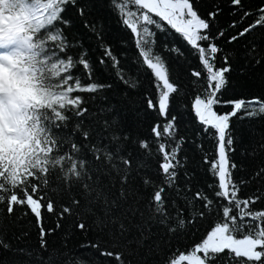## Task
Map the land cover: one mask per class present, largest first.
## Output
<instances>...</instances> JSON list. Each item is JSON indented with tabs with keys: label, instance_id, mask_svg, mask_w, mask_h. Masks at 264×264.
Instances as JSON below:
<instances>
[{
	"label": "snow or ice",
	"instance_id": "obj_1",
	"mask_svg": "<svg viewBox=\"0 0 264 264\" xmlns=\"http://www.w3.org/2000/svg\"><path fill=\"white\" fill-rule=\"evenodd\" d=\"M14 8H19L22 15L18 14L14 19L19 23L35 29L38 33L37 39L42 41L56 42L58 50L65 53L63 57L52 55L64 75L62 79L56 81L58 90L62 93L60 99L66 100L56 107L55 113H47L49 119L44 121L47 132L45 147L40 151L44 154L42 160H38L34 166L25 167L26 159L24 151L26 145L16 137L11 124H6L5 132L0 137V205H5L8 214H11L14 207L25 208V215L35 218L40 229L41 248L46 249L44 237L54 230L46 233L43 227V212L53 213L55 211L54 202L48 195L49 175L56 173L59 169L58 179H62L66 186L79 185L81 195L85 204L83 207L96 217V226L101 231L107 230L112 233L114 246L121 251H101L100 256L113 257L118 264H126L122 257L131 251V245L137 249L146 245L153 235L150 225L164 226L169 233L187 231L189 225H194L197 218L204 219L206 216L212 220L213 226L206 233V237L196 244L189 253L179 254L169 257L165 264H264V210L253 209L252 206L264 198L261 195L240 198V185L247 181L233 180V171L237 165L230 160L229 153L234 151L232 145L234 137L230 131V120L236 117L237 113L243 112L249 118L264 115V102L258 97L253 100L230 101L233 108L228 113L218 114L214 111V106L221 103L218 94L227 87L228 78L225 75L231 71V65L227 56L223 57L225 66L217 67L215 60L217 53L222 50L212 42L213 38L208 33L210 22L215 19L217 12H209L208 19L201 18L194 10L191 0H112L113 7L118 9V15L122 19V24L130 29V33L135 37L134 44L137 49V64L143 71L145 77H154V86L157 89L155 103L152 99L147 100V107L156 112L158 117H163L164 122L155 124L152 129V143L156 144L155 153L158 159V167L155 170L154 180L150 176L142 179V184L146 189L152 188L146 208L141 210L136 205L142 199L139 191L130 185V174L134 165L131 154L128 156L121 154V147L115 150L109 145L102 144L104 134L111 131L112 124L104 122L101 129L96 130L97 143H92L91 130H83L81 136L85 144L71 143V151L59 153L58 149L64 143L66 137L60 135L59 129L65 127L60 122L66 121L68 112L72 109V115L84 117L89 112L86 107H81L84 97L71 96L74 92L98 93L105 88H110V84L91 82L82 85L80 77L70 74V70L75 64L82 66L86 70L87 79L92 80V66L90 61L84 57L86 51L82 52L78 58L67 54L68 47L63 30L57 27L56 22L60 21L65 26H70V21L64 20L60 16L62 5L68 0H9ZM75 4L76 0H71ZM233 5H240L241 0H231ZM84 15V8L79 9ZM261 15L256 23L249 25L239 35L248 33L257 24H264V8L260 10ZM250 13L245 12L244 16ZM158 18V19H157ZM93 32L96 31L94 25H85ZM235 27V24L232 25ZM173 30L179 34L182 41H186L187 46L195 49L193 55L198 56L202 65L201 70H193L191 76L197 79L192 83L198 86V92L193 99L192 109L198 123L204 127L201 129L208 137L216 141L215 151L205 153L203 163L208 165V172L213 177L214 183L208 184L209 189L214 190V198L209 197L203 189L192 193L191 186L185 183L182 188L177 182L179 178L178 169L184 167V160L179 158L183 144V138H176V117L168 118L170 97L178 94V86L169 79V68L166 61L155 51V37L157 32L167 33ZM48 33H51L50 35ZM99 35V33H97ZM220 31L216 38L222 37ZM238 37L230 38L229 43ZM200 41H207V45H201ZM79 46V44L77 45ZM165 48L170 52L182 54L180 48ZM104 55L111 59L112 68L116 75L130 88H135L136 82L127 80L119 67V60L113 55L110 48L105 47ZM105 63L104 59L100 60ZM257 64L260 60L257 59ZM150 70V71H149ZM202 73L204 79L201 81ZM60 75V77L62 76ZM72 83H69V82ZM68 109V111H61ZM110 108L102 109L109 111ZM83 121L76 125L80 129ZM124 140L128 137L124 136ZM120 136L114 132L111 135L110 143L119 142ZM139 148L144 153L152 155L151 145L148 140L138 142ZM199 147H203L200 145ZM264 147V145H261ZM82 149H86L92 154L98 163L95 166L94 174L86 167L82 158ZM56 152V155L53 153ZM211 156V159H210ZM67 161V163H66ZM146 167V165H139ZM115 173V175H113ZM264 173V167L255 173L254 179ZM185 180L189 179V174L185 172ZM104 177L109 178V185H105ZM36 181V182H33ZM119 183L118 194L111 189ZM166 188L170 192H175L177 199L185 203V208L192 211L185 216V208L177 205V199L171 200V207L175 208V213L169 212V200L165 195ZM129 200L132 203H129ZM74 206H81V201L72 200ZM62 211L58 214L63 219L65 214H73L74 209L69 206H61ZM199 207L200 210H197ZM139 217L138 220L136 218ZM57 228L60 224L57 223ZM76 227L87 230V225L81 221ZM136 229V235L129 238L132 229ZM2 244V241H0ZM153 245L159 249V245L153 241L147 244L149 252L153 250ZM5 249L8 244H3ZM81 247H88L82 245ZM96 249L99 246L95 243L90 245ZM18 252L24 250L18 249ZM94 259V258H93ZM71 264V262H69ZM78 264H88L87 261H78Z\"/></svg>",
	"mask_w": 264,
	"mask_h": 264
},
{
	"label": "trees",
	"instance_id": "obj_2",
	"mask_svg": "<svg viewBox=\"0 0 264 264\" xmlns=\"http://www.w3.org/2000/svg\"><path fill=\"white\" fill-rule=\"evenodd\" d=\"M19 2V0H18ZM194 10L203 19H208L209 12H217V16L210 22V28L207 30L215 43L222 51L217 53L215 64L217 67L225 66L223 57L227 56L231 71L225 75L228 78V84L218 97L221 103L214 106V111L218 114L228 113L232 110L233 104L230 101L244 99L246 101L259 98L264 102V24H257L256 27L245 35L239 33L244 31L249 25L256 23L261 15L260 9L264 8V0H241L240 5H233L231 0H191ZM84 8V15L80 14L79 9ZM250 13L244 16V13ZM22 15L19 8H14L9 0H0V31L7 30L9 33L13 30H22L27 33L30 41L38 45L45 57L51 58L52 55L63 57L66 55L58 50L59 45L56 42L42 41L37 39V31L19 24L14 18ZM60 16L64 20L70 21V26H65L57 21V27L63 30L67 44L70 45L67 54L78 58L82 52L87 53L84 57L90 61L93 72L92 80L87 79L86 70L82 66L75 64L70 70V74L80 77L81 84L87 85L91 82L110 84V88H105L98 93L74 92L71 96L84 97V103L81 107L89 109L84 117L77 118L72 115L76 111L72 109L68 112V118L59 129L60 135L66 137L63 144L59 146V153L71 151V143L85 144L81 132L91 130L92 143H97L96 130L101 129L105 121L112 123V129L104 134L105 138L102 144L109 145L115 150L121 147V154L128 156L131 154L134 167L130 174V185L139 191L143 197L136 205L139 209L146 208L147 200L153 189L150 187L145 190L142 179L150 176L154 180L159 178L155 176V170L158 167V159L155 153L156 144L152 143V127L157 123H163L164 118L158 117L156 112L147 107V100L152 99L155 103L157 89L154 86V77H145L143 71L137 64V49L135 48V37L122 24V19L118 15V9H115L112 0H76L75 4L68 0L62 5ZM158 19V18H157ZM94 25L96 31L93 32L85 25ZM235 24V27L232 25ZM220 31L224 32L222 37L216 38ZM99 33V35H97ZM49 35L51 33H48ZM237 36L236 40L229 43L231 37ZM155 51L166 61L169 68V79L175 83L178 88V94L170 97L168 118L176 117V138H183V144L179 158L184 160V167L178 169V183L183 188L185 183L189 184L194 194L203 189L205 193L214 198V190L208 188V184L214 183L213 177L208 172V165L203 163L205 153L215 151L216 141L208 137L201 131L204 127L198 123L192 109L193 99L198 92V86L192 82L197 78L191 76L193 70H201L202 65L198 56L193 55L195 49L186 45L179 34L169 30L167 33L157 32L155 37ZM201 45H207V41H200ZM79 44V46H77ZM178 47L182 54L170 52L165 48ZM105 47L110 48L113 55L119 60V67L127 80L135 81L136 87L130 88L117 75L112 68V61L104 55ZM11 54L16 46L9 47ZM105 63L101 64L100 60ZM257 59L260 63L257 64ZM50 62H54L51 58ZM150 71V70H149ZM63 73L58 79H50L45 73L46 79L58 89L56 81L62 79ZM202 73L201 81L204 79ZM69 83H72L71 81ZM110 108L109 111L102 109ZM68 111L66 108L65 110ZM55 113L45 109L40 114V121L45 126L44 121L49 119L47 113ZM83 121L80 129L76 125ZM230 131L234 137L232 145L234 151L229 153L230 160L237 165L233 171V180L239 182L247 181L240 185V198L261 195L264 193V173L260 177L253 178L255 173L261 167H264V115L249 118L246 115L237 113L236 117L230 120ZM115 133L121 137L119 142H112L111 135ZM128 139L124 140L123 137ZM148 140L152 155H148L143 149L139 148L138 142ZM202 145L203 147H199ZM86 167L93 172L97 161L86 149H82ZM57 153L54 152L53 155ZM211 159V156H210ZM67 163V161H66ZM146 165L140 167L139 165ZM185 172L189 174V179L185 180ZM59 169L56 173L49 175L48 195L54 202L55 211L53 213L43 212V227L46 231L54 230L46 234V249L41 248L40 229L35 218L31 215H25V208L14 207L11 214L7 213L6 206L0 205V264H78V261H87L88 264H118L113 257L100 256L101 251L119 252L121 249L114 246L112 233L107 230L101 231L96 226V217L88 212L83 205L85 204L79 185L66 186L62 179H58ZM115 175V173H113ZM36 182V181H33ZM105 185H109V178L104 177ZM119 183L111 190L118 194ZM165 195L169 200V212L175 213L176 209L171 207V200L177 199L175 192H170L166 188ZM81 201V206H74L72 200ZM215 199V198H214ZM129 203H132L129 200ZM69 206L74 209V213L65 214L63 219L59 218L62 211L61 206ZM177 205L185 208V203L177 199ZM256 210H264V198L257 201L252 206ZM197 210H200L197 207ZM192 209L185 208V216H188ZM139 217L136 218L138 220ZM83 221L87 225V230H81L76 225ZM57 223L60 227L57 228ZM213 226L212 220L207 216L204 219L197 218L194 225H189L187 231L176 234L169 233L164 226L150 225L153 233L151 240L146 245L137 249L131 245V251L125 253L122 259L126 264H165V261L172 256L178 259L179 254H187L190 250L206 237V233ZM136 229L133 228L129 235H136ZM155 241L159 249L153 245V250L149 252L147 244ZM97 244L99 247L93 249L91 244ZM3 244H8L5 249ZM82 245L88 247H81ZM22 249L23 252L16 250ZM94 258V259H93Z\"/></svg>",
	"mask_w": 264,
	"mask_h": 264
},
{
	"label": "clouds",
	"instance_id": "obj_3",
	"mask_svg": "<svg viewBox=\"0 0 264 264\" xmlns=\"http://www.w3.org/2000/svg\"><path fill=\"white\" fill-rule=\"evenodd\" d=\"M12 45L11 54L0 55V123L11 124L15 135L26 145L25 167L44 158L46 128L39 117L45 109L55 111L66 100L49 79H58L62 70L50 62L41 48L33 44L22 30L0 33V48Z\"/></svg>",
	"mask_w": 264,
	"mask_h": 264
},
{
	"label": "rangeland",
	"instance_id": "obj_4",
	"mask_svg": "<svg viewBox=\"0 0 264 264\" xmlns=\"http://www.w3.org/2000/svg\"><path fill=\"white\" fill-rule=\"evenodd\" d=\"M0 33H9V31L4 29V30H1ZM8 48H6V49L0 48V55L9 54V51H7ZM8 131H13L15 133L14 128L8 129ZM4 132H5V126H4V124L0 123V137L3 136Z\"/></svg>",
	"mask_w": 264,
	"mask_h": 264
}]
</instances>
